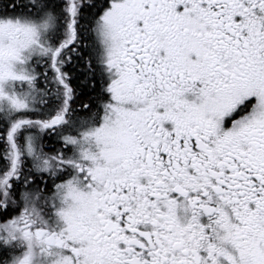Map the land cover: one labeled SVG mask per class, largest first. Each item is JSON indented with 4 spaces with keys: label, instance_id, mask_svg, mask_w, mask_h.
<instances>
[{
    "label": "snow or ice",
    "instance_id": "snow-or-ice-1",
    "mask_svg": "<svg viewBox=\"0 0 264 264\" xmlns=\"http://www.w3.org/2000/svg\"><path fill=\"white\" fill-rule=\"evenodd\" d=\"M0 264H264V0H0Z\"/></svg>",
    "mask_w": 264,
    "mask_h": 264
}]
</instances>
